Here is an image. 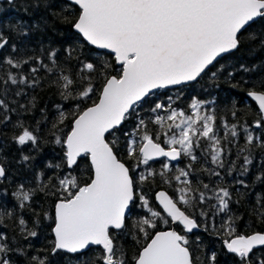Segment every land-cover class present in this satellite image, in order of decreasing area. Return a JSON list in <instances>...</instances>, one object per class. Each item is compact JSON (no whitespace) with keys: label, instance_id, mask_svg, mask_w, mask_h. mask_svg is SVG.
I'll list each match as a JSON object with an SVG mask.
<instances>
[{"label":"snow or ice","instance_id":"6c2138e0","mask_svg":"<svg viewBox=\"0 0 264 264\" xmlns=\"http://www.w3.org/2000/svg\"><path fill=\"white\" fill-rule=\"evenodd\" d=\"M12 2L8 0V3ZM54 2L37 0L35 6L48 10ZM68 3L78 6L75 19H70L63 12H51L54 20L71 24L96 49L110 51L120 68L117 75H105L109 67L106 63L77 57L75 73L68 74L57 52L51 49L46 54L51 66L36 56L5 57L4 50L10 48L15 53L17 48L15 44H9V39L0 31V66L6 64L8 69L19 70L29 65L27 75L19 71L0 73V126L7 127L10 114L15 111L10 107L13 101L8 99L9 93L15 97L27 95L25 89L40 85L38 74L41 70L54 74L49 83L57 87L64 101L73 102L68 104L72 112H68L63 104L56 106L57 117L48 128L54 143L63 150L61 163L48 165L50 168H62L63 175L56 183H52L49 177L46 182L41 180L39 185V191L55 197L52 211L37 210L33 206L31 196L35 190L24 191L21 185V190L16 193L21 209L26 207L24 202H30L28 207L34 214L35 227H39L43 220L51 221L54 237L51 248L40 250L50 255L30 251L31 238L38 237L39 233L29 229L24 218H19V238H10L0 231V264H54L50 257H57L58 253L74 254L80 264H197L187 235L176 230H158L156 219L163 224L169 223L160 212L149 208L151 218L134 224L127 222L134 214L138 200L142 206L149 204L139 185L157 175L165 177L176 167L172 162L182 159L187 160L185 167L177 168L172 177L184 185L178 189V201L189 207L208 200L218 201L217 211L228 216L227 224L222 225L225 236L232 237L224 239L223 244L229 253L235 254L236 264H264V234L246 237L235 233L233 225L236 218L231 215L232 193L228 188L219 185L210 188L209 184L200 181L205 190L200 191L199 187L193 188V181L189 179L201 160L204 164L216 165L217 169H226L228 175L237 171L235 162L228 159L231 149L222 141L229 145L235 143L239 137L238 125L225 123L226 131L221 137L215 114L202 112L203 105L199 101L191 103V115L163 103H155L151 112L163 110L168 114L156 115L151 123L158 126L157 130L150 132L148 123L138 111L143 105L152 103L149 98L154 95V90L189 84L209 75L216 76V71L222 70L217 67L218 58L242 45L257 47L258 41V46L264 48V0H65V5ZM256 24L261 25L260 31L254 29ZM14 30L18 35H27L22 24ZM67 51L71 56V50ZM31 61H35L38 67ZM101 76L104 83L99 88L98 98H94L95 81ZM12 86L17 87L13 89ZM248 95L259 102L260 114L254 126L264 131V91H250ZM84 103H90V106L82 107ZM20 107L25 108V105ZM232 114L236 115L235 112ZM69 117L70 131L61 137L57 133L62 131ZM42 119L45 125L49 124L46 115ZM127 122H131V128ZM14 126L20 129L13 137L19 146L40 143L39 128L29 130L21 122ZM241 127L246 143L237 150V158L243 156L239 175L247 176L252 171L249 166L253 165L254 151L264 150V139L254 135L246 125ZM121 135L125 137L124 150L127 159L132 161L130 165L118 158ZM161 135L165 137L167 149L159 142ZM23 160L28 161L29 157L23 156ZM86 161L89 182L82 184L74 173H78ZM156 161H160L159 173L151 163ZM260 163L264 165V159ZM141 166H144V171L137 172ZM201 170L210 176L221 177V171L203 165ZM253 175V188L259 185L264 191V170ZM41 177L43 173L38 179ZM4 178L6 170L0 165V179ZM235 183L249 187L242 179ZM157 200L171 221L182 226L183 232L192 233L200 227L167 193L159 192ZM256 202L264 208V198L257 195ZM260 215L264 218V212ZM3 222V217H0V225ZM141 234L148 242L129 258L118 237L131 235L139 244ZM90 246L101 247L102 253L98 258L89 257ZM207 259L209 264H216L215 253Z\"/></svg>","mask_w":264,"mask_h":264},{"label":"trees","instance_id":"16d2710c","mask_svg":"<svg viewBox=\"0 0 264 264\" xmlns=\"http://www.w3.org/2000/svg\"><path fill=\"white\" fill-rule=\"evenodd\" d=\"M37 0H15L13 3H0V31L9 39V44H15L17 52H11L10 48L3 51L5 57H16L22 55L24 57L36 56L44 59L45 63L51 66L47 59L49 49L57 52L60 63L67 69L68 74L75 73L78 67V60L97 61L99 64H107V74L117 75V69L120 66L116 65L114 55L111 53L97 50L88 45L82 37L77 34L71 24L56 22L51 12H63L70 19H75L78 8L68 3L65 5V0H55L51 9L46 10L43 6L36 7ZM63 5V7H62ZM22 24L26 36L18 35L16 26ZM256 31L261 30V25H254ZM252 47L248 44L242 45L235 52L218 59V68L222 70L216 71V76H205L198 81L186 85H181L177 88L157 90L149 99L151 104L143 105L142 109H138L139 115L148 123V130L155 132L158 126L151 123V120L156 115L166 116L168 113L161 110L158 113L151 112V107L155 103H163L171 109L184 111L186 115H191L190 107L193 100L199 101L203 107L202 112L214 113L216 116V127L220 136L223 137L226 129L223 127L225 123L228 125H238L237 131L239 137L236 142L229 145L227 141H222L224 145L231 149L229 160L235 162L237 171H233L231 175L227 174L226 169H217L216 165L209 163L204 164L203 160L197 163L196 170L189 177L193 181V188L199 187L200 191H205L202 187L203 183L209 184L210 188L214 185L228 188L232 193V203L230 204L231 215L236 218L235 228L236 235L250 236L253 234H264V218L260 213L264 212V208L256 202V197L259 195L264 198V191L259 185L253 188L254 173L264 170V165L260 163L264 159V150L257 149L253 153V165L249 166L252 171L247 176L239 175V167L242 163L243 156L237 158V150L245 143V133L241 126H247L254 135L264 139V131L255 128V122L259 118L257 107L246 96L250 91H264V48L258 46ZM71 50L72 55H68ZM33 66H37L35 61H31ZM29 65H24L22 69H8L4 64L0 66V73L11 71L13 73L21 72L28 73ZM215 70V69H214ZM40 77V85L34 89H25L27 95L15 97L9 93L8 99L13 101L10 107L15 109L11 112V119L7 127L0 126V165H3L6 170V178L0 179V217H3V224L0 225V231L5 232L10 238H19L20 227L18 224L19 218H24L27 221L28 228L38 231L39 235L36 238H31L30 251L39 255H50V253H41L40 250H50L51 241L54 239L52 235V223L50 220H43L39 227L33 224L34 214L29 210V203L24 202L26 207H19L21 201L17 198L16 193L21 190V185L24 186V191L35 190V194L31 196L33 206L37 209L52 211V203L55 200L54 196L46 195L44 191H39L41 180L47 181L52 178V183H56L58 177L63 175V169L48 167L49 164L61 163L63 150L60 145L54 143V139L48 128L51 127V121L57 117V105L63 104L68 112H72L68 108L71 101H64L59 95V90L54 84L49 81L53 79L54 74L45 73L43 70L38 74ZM103 76L95 81L96 97L99 95V88L103 86ZM13 89L17 86H12ZM25 105L21 108L20 105ZM34 105V107L32 106ZM82 107L90 106V103H84ZM233 112L236 113L233 116ZM46 115L49 124L45 125L42 116ZM39 121V124L37 122ZM21 122L29 130L39 128L37 135L41 137V141L36 146L25 145L19 146L14 142L13 137L20 131L14 125ZM69 120L62 126V131L57 134L63 137L64 133L70 131ZM128 128L132 127L131 122H127ZM124 127L123 125L121 126ZM264 128V125H262ZM231 139V137H229ZM165 137L160 136L159 142L161 146L167 148L164 143ZM203 143V141H202ZM125 137L120 136L118 140V158L130 165L132 161L127 159L125 150ZM23 156H28L29 160L24 161ZM210 161V157H208ZM186 159H182L172 172L166 174L165 177L157 175L155 178H150L148 181L139 185V190L144 195L149 204L147 207L142 206L139 200L136 202L134 214L127 221L134 224L144 218H151L149 208L153 211L160 212L161 216L168 220L154 202V195L158 191H165L170 197L177 201V205L187 215L195 219L200 225L199 232H194L191 235L185 234L181 228L176 227V231L187 235L190 241L189 247L193 250V256L197 264H209L208 257L213 253L216 254V264H236L237 258L234 255H229L223 248V240L232 237H226L222 225L228 222V216L225 213L218 212V201L215 199L205 201L203 204L196 203L194 206H185L178 201V189L183 187L180 182L172 177L176 174L177 168L185 167ZM153 169L159 173L161 171L160 161L154 162ZM227 164V160H226ZM201 165L205 168L221 171V177L210 176L208 172L201 170ZM137 172H143L141 166L136 169ZM43 173V177L38 179L39 174ZM80 183L89 182V168L87 161L81 166L78 173H74ZM184 179L183 177L181 178ZM244 180L249 187L245 188L240 184L235 183L236 180ZM170 180V182H165ZM211 195V193H208ZM216 204L217 207H212ZM203 213V214H201ZM10 214V215H9ZM156 219V218H152ZM158 230H168L171 227L170 221L168 224H163L156 219ZM136 232V229L132 230ZM150 232L155 230H149ZM197 237L199 238L197 240ZM121 244L125 246L128 257H133L148 241L142 237L139 244H136L133 237L129 235L126 238L118 237ZM27 243V241H22ZM102 253L100 248H92L89 251V257L96 259ZM89 257H85L88 259ZM54 264H80L74 256L58 253L57 257H50Z\"/></svg>","mask_w":264,"mask_h":264},{"label":"water","instance_id":"95a60500","mask_svg":"<svg viewBox=\"0 0 264 264\" xmlns=\"http://www.w3.org/2000/svg\"><path fill=\"white\" fill-rule=\"evenodd\" d=\"M15 0H13V2H14ZM3 2H8V0H0V3H3ZM12 2V3H13ZM74 5V4H73ZM76 6V5H75ZM77 8H78V6H76ZM74 29V28H73ZM74 31H75V29H74ZM76 32V31H75ZM77 34H79L78 32H76ZM80 35V34H79ZM81 36V35H80ZM82 37V36H81ZM82 39H83V37H82ZM84 40V39H83ZM85 41V40H84ZM87 44H88V42L87 41H85ZM89 45V44H88ZM91 46V45H90ZM91 47H93V48H95L94 46H91ZM96 49V48H95ZM97 50H100V51H103V52H107V53H111L110 51H108V50H105V49H97ZM235 52V51H234ZM231 53H233V52H231ZM112 54V53H111ZM228 54H230V53H227V54H224L223 56H226V55H228ZM222 56V57H223ZM221 58V57H220ZM220 58H218V59H220ZM116 65H118L117 63H116ZM118 66H120V65H118ZM196 82V81H195ZM191 83H194V82H191ZM190 84V83H189ZM180 86V85H179ZM179 86H172V87H169V88H166V89H172V88H177V87H179ZM157 90H163V89H157ZM157 90H154V92L155 91H157ZM249 93V92H248ZM248 93L246 94V96H247V98L252 102V103H254V105L257 107V109H258V111H259V113H260V109H259V102L258 101H256L253 97H251L250 95H248ZM167 149V148H166ZM163 159V158H162ZM156 162H158V161H156ZM180 161H174V162H172V164L173 165H177L178 163H179ZM151 163H154V162H151ZM161 191H163V190H161ZM161 191H158L155 195H154V202H155V204H156V206L159 208V210L162 212V214L170 221V224H171V227H170V229H168V230H176V227H179V228H181L182 229V226H180L178 223H175V222H172L171 221V218L170 217H168L167 216V214H166V212H164V210H163V207L159 204V202H158V200H157V194L159 193V192H161ZM163 192H165V191H163ZM165 193H167V192H165ZM168 194V193H167ZM178 206V205H177ZM179 207V206H178ZM200 231V229L199 228H197V229H194L193 230V232L192 233H187V232H184L185 234H187V235H191V234H193L194 232H199ZM53 235V234H52ZM54 238V237H53ZM92 248H100L101 249V247L100 246H90V249H92ZM223 248H224V250L226 251V253L227 254H229V255H234L235 256V254H232V253H229L228 251H227V249H226V247L224 246V244H223ZM102 250V249H101ZM65 254H67V253H65ZM67 255H70V256H74V254H67ZM75 255H79V254H75Z\"/></svg>","mask_w":264,"mask_h":264},{"label":"rangeland","instance_id":"374dc122","mask_svg":"<svg viewBox=\"0 0 264 264\" xmlns=\"http://www.w3.org/2000/svg\"><path fill=\"white\" fill-rule=\"evenodd\" d=\"M144 168V166H142Z\"/></svg>","mask_w":264,"mask_h":264},{"label":"bare ground","instance_id":"6f19581e","mask_svg":"<svg viewBox=\"0 0 264 264\" xmlns=\"http://www.w3.org/2000/svg\"><path fill=\"white\" fill-rule=\"evenodd\" d=\"M186 85V84H185ZM181 86V85H180Z\"/></svg>","mask_w":264,"mask_h":264}]
</instances>
